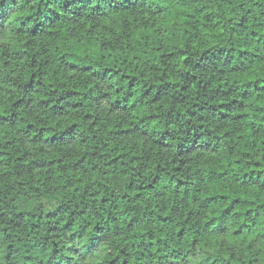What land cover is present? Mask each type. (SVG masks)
<instances>
[{
	"label": "clouds",
	"instance_id": "9594fccd",
	"mask_svg": "<svg viewBox=\"0 0 264 264\" xmlns=\"http://www.w3.org/2000/svg\"><path fill=\"white\" fill-rule=\"evenodd\" d=\"M0 264H264V0H0Z\"/></svg>",
	"mask_w": 264,
	"mask_h": 264
}]
</instances>
